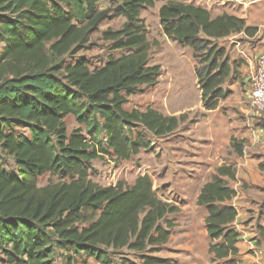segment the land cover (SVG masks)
<instances>
[{"label":"trees","instance_id":"1","mask_svg":"<svg viewBox=\"0 0 264 264\" xmlns=\"http://www.w3.org/2000/svg\"><path fill=\"white\" fill-rule=\"evenodd\" d=\"M158 2H163L158 18L164 36L192 51L202 107L216 109L230 96L227 83L239 77L241 64L230 61L218 42L236 34L253 37L257 29L245 20L212 17L174 0H120L114 17L125 22L101 39L122 54L91 69L85 59H65L82 51L99 24L112 18L98 0H0V153L12 158L17 170L8 173L0 164V264H54L56 256L65 264L74 258L109 264V251L122 249L141 254V264H168L145 255L168 243L174 229L170 217L178 212L156 195L151 178L112 186L89 178L92 161H130L151 148L149 136L171 135L185 120L150 108L124 109L128 97L156 84L161 74L149 63L156 42L150 43L140 18ZM68 116L78 125L70 133ZM45 174L61 181L39 187ZM223 178L233 181L234 171L218 168L197 198L207 211L212 263L237 255L239 234L231 227L237 213L222 205L235 192ZM121 264L135 263L122 258Z\"/></svg>","mask_w":264,"mask_h":264},{"label":"rangeland","instance_id":"2","mask_svg":"<svg viewBox=\"0 0 264 264\" xmlns=\"http://www.w3.org/2000/svg\"><path fill=\"white\" fill-rule=\"evenodd\" d=\"M246 2H249V0H244V3ZM119 3L120 0H98L100 9L108 8L110 11L109 16H112V18L101 22L97 31L91 35L86 47L75 56L66 58V63H74L80 59H85L90 68L95 69L102 66L109 56L117 57L122 54L121 52H112L110 44L101 39L103 32L108 29L112 31L119 30L125 22L121 17H114ZM162 4L163 2L155 3L154 7L140 12V18L146 27L148 40L150 43L156 42L149 51V63L159 66L161 74L156 84L141 86L135 95L128 97L124 109L126 111H144L150 108L164 116L185 118L179 125L178 131H175L179 134L203 119L205 110L201 104L200 88L194 74L195 62L192 51L189 48H182L177 43L167 39L159 25L158 9ZM236 38L238 39V37ZM233 40H235V37ZM221 43L222 41L218 42L220 46ZM233 46L234 44L228 45L225 42L227 54L231 57L235 55ZM240 46L242 45L240 44ZM246 90L247 86H245L241 96L244 111L260 114L246 104L248 99ZM64 123L68 133L78 128L72 116L66 117ZM17 132L27 133L23 129H17ZM149 139L151 140V148L141 151L139 156L133 157L130 161L114 163L108 157L92 161L90 163L89 178L101 186H112L118 182L132 185L138 176L148 175L151 178L153 191L156 195L160 199L175 205L178 212L170 217L173 220L174 229L168 243L157 248L153 253H146L145 255L155 259L167 260L168 264H218L216 262L212 263L211 256L208 254L210 242L204 223L207 211L205 208L198 207L195 203L199 187L204 180L211 179L212 176L181 174L179 167L171 164L175 160H169V156L166 155L167 152L162 150L163 147L168 150L164 138L149 136ZM176 140L175 137H172L168 146L173 148V142H176ZM230 156L231 154L228 152V156L226 155L224 160H231ZM0 164L6 172L17 173L13 159L5 154L0 153ZM59 181L61 180L57 176L45 174L38 178L37 185L43 187ZM109 255V264H121L122 258L135 264L142 263L141 254L126 249L113 253L109 251ZM54 264H65V260L63 257L56 256ZM70 264L100 263L93 259L74 258Z\"/></svg>","mask_w":264,"mask_h":264},{"label":"crops","instance_id":"3","mask_svg":"<svg viewBox=\"0 0 264 264\" xmlns=\"http://www.w3.org/2000/svg\"><path fill=\"white\" fill-rule=\"evenodd\" d=\"M178 1L205 9L214 17L227 14L241 18L248 26L257 29L251 38L236 34L221 40V47L225 49V42L234 44L236 56H229L230 61L241 63L237 68L239 77L227 83L230 96L221 101L216 109L204 111L203 119L188 130L163 137L168 150L164 147L162 150L167 152L169 160H175L171 164L179 167V172L187 176L201 174L213 177L221 167L234 171L233 181L227 178L223 180L235 192V196L222 205L233 207L237 213L231 225L239 234L237 255L216 263L264 264V112L249 113L244 111L241 103L256 59L264 53V0H249L246 3L244 0ZM240 44L242 46L239 47ZM172 137L177 140L173 142L174 147L170 148L168 144ZM232 140L240 146V153L232 148ZM228 152L231 160L225 161ZM211 179L204 180L199 187L196 205L201 188ZM258 228L263 236H260Z\"/></svg>","mask_w":264,"mask_h":264},{"label":"built area","instance_id":"4","mask_svg":"<svg viewBox=\"0 0 264 264\" xmlns=\"http://www.w3.org/2000/svg\"><path fill=\"white\" fill-rule=\"evenodd\" d=\"M241 53V52H240ZM246 104L258 113L264 112V53L256 59V65L247 83Z\"/></svg>","mask_w":264,"mask_h":264}]
</instances>
